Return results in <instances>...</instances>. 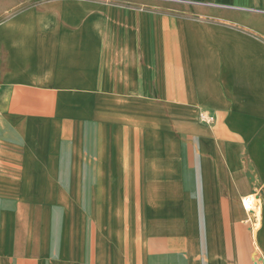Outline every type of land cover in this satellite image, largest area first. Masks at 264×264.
Returning a JSON list of instances; mask_svg holds the SVG:
<instances>
[{"label": "crops", "instance_id": "crops-1", "mask_svg": "<svg viewBox=\"0 0 264 264\" xmlns=\"http://www.w3.org/2000/svg\"><path fill=\"white\" fill-rule=\"evenodd\" d=\"M138 1L163 2L169 12L97 24L99 45L120 41L129 52L104 49L101 59L147 63H135L129 84L114 72L105 91L152 94L119 107L128 114L144 109L134 119L146 129L160 125L146 138L137 133L127 150L115 147V157L146 165L130 167L126 188L164 190L160 201L141 196L139 209L130 197L125 215L121 191L91 197L90 188L121 189L122 178L109 180L101 163L91 171L89 152L75 166L73 116L59 103V93L73 91L74 63L84 69V45L94 42L46 37L40 29L11 38V0H0V264H256L245 260L251 212L250 251L264 264V0ZM11 41L27 45L11 49ZM206 116L211 120L203 122ZM191 154L195 167L187 172ZM75 187L83 189L80 212ZM127 216L129 233L123 232ZM122 237H129L124 260Z\"/></svg>", "mask_w": 264, "mask_h": 264}, {"label": "rangeland", "instance_id": "rangeland-1", "mask_svg": "<svg viewBox=\"0 0 264 264\" xmlns=\"http://www.w3.org/2000/svg\"><path fill=\"white\" fill-rule=\"evenodd\" d=\"M169 6L163 2H146L138 0H11V9L9 12V30L11 38H17L21 36L32 37L37 35L36 31L39 29L42 31V36H64L71 35L75 37L82 36L85 40L93 41L84 45L88 48L89 52L85 55L84 69L76 68L74 63V85L73 91L70 93L63 92L59 93L58 96H63V99H59V103L63 102L64 113L69 116H73V138H74V164L75 166L83 165V161L87 160V157H83V153L89 152L90 157L88 162L90 163L91 171L96 170V166L101 163L107 170L106 176L109 180L113 181L121 176L123 181V187L121 189H97L90 188L89 192L91 197L98 196L99 192H104V196H115L121 191L122 200V212L123 214H129L130 212V197H134V200H138V209L141 207L143 199L149 198L148 196H155L158 201L163 198V191L161 189H128L130 176V167L145 168L146 165L136 164L132 162L136 158L126 156L119 158L115 157V147L117 144L122 143L126 146V150L130 148V142L136 137L138 133L139 138H146L147 134L159 133L156 131L160 125L154 124L150 128H145V125L134 119L135 115L145 116L144 109L139 108L137 113L128 114L124 113L122 108L123 103L130 100H149L152 98L150 93H114L107 92L105 89L111 88L110 84H113L112 74H122L123 77H119L120 84H129V75L133 71L135 63L144 64L146 62H135L128 59H122L117 61L103 60V54H99V51L104 49L106 52H117V53H129L123 48L120 41L116 44H105V46L99 45V34L97 30V24H122V21H138L144 20L143 16L146 12L155 13V18H162L169 12ZM69 24H81L69 25ZM104 38H102V41ZM27 44H14L11 41V49L21 48ZM127 49V48H126ZM149 68V67H148ZM46 71L43 70V74ZM100 72L102 77H99ZM111 80V82H109ZM144 87V86H143ZM119 101V102H116ZM72 107V109H71ZM61 108V105H59ZM153 110V109H150ZM61 111V109H59ZM158 115H160V109H154ZM59 113V112H58ZM58 117H61L60 113ZM114 118V119H113ZM210 121L211 119L207 116L202 119ZM209 126H203L206 130H209ZM214 127L216 131L217 127ZM154 128V129H153ZM151 129V130H149ZM125 138L126 140H123ZM188 138V136H187ZM212 141V146L217 145V142ZM193 141L186 140L187 151L191 149L193 151ZM196 144V143H195ZM197 145V144H196ZM249 146V143L245 142V148ZM199 146L197 145V148ZM251 148V147H250ZM246 153V151H245ZM194 154V151H193ZM193 154L187 157V163L185 168L187 172L195 167V159ZM145 158V157H144ZM106 159V162H104ZM140 159V158H139ZM146 160V158H145ZM204 161L211 160L210 155L203 156ZM132 162V166H131ZM250 154H245V163L247 164L246 175L248 178H252V172L249 171L253 167L251 164ZM151 166V165H148ZM122 168L125 172H115L116 169ZM93 172L90 173V180H93ZM82 174H74L75 182L82 180ZM252 180V179H251ZM127 183L126 185H124ZM263 189L264 191V183ZM145 191V194H144ZM86 192V190H85ZM142 192V194H141ZM260 192V194H261ZM151 193V194H150ZM154 195H153V194ZM258 193V192H256ZM259 194V193H258ZM259 194V195H260ZM83 196V189L81 187H75L74 198L75 211L82 210L80 202ZM256 204V201H255ZM145 206V205H144ZM249 208L254 207L253 204L247 203ZM124 215V216H125ZM252 223L245 221V260H256V255H253L250 251L252 246L254 247V241L251 238V230L254 229L253 222L256 220L255 213H250ZM123 221V232L129 233V217L127 216ZM188 224V223H187ZM188 229V225H187ZM123 243V260L124 253L128 256L127 251L124 250L128 247L129 237H122ZM157 243L168 245L166 240L158 239ZM171 243V242H170ZM141 239L139 238V245H141ZM144 245H147V241H143ZM251 247V248H250ZM123 264L125 262L123 261ZM128 264V262H127Z\"/></svg>", "mask_w": 264, "mask_h": 264}, {"label": "bare ground", "instance_id": "bare-ground-1", "mask_svg": "<svg viewBox=\"0 0 264 264\" xmlns=\"http://www.w3.org/2000/svg\"><path fill=\"white\" fill-rule=\"evenodd\" d=\"M247 203L252 204V199H247Z\"/></svg>", "mask_w": 264, "mask_h": 264}, {"label": "water", "instance_id": "water-1", "mask_svg": "<svg viewBox=\"0 0 264 264\" xmlns=\"http://www.w3.org/2000/svg\"><path fill=\"white\" fill-rule=\"evenodd\" d=\"M256 264H261L262 260L255 261Z\"/></svg>", "mask_w": 264, "mask_h": 264}]
</instances>
